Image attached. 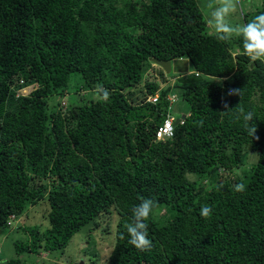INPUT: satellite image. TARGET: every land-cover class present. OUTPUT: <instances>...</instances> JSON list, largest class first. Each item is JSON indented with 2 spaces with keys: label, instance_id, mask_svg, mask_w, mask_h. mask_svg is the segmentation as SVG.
<instances>
[{
  "label": "trees",
  "instance_id": "obj_1",
  "mask_svg": "<svg viewBox=\"0 0 264 264\" xmlns=\"http://www.w3.org/2000/svg\"><path fill=\"white\" fill-rule=\"evenodd\" d=\"M261 1L245 23L264 13ZM151 58H187L203 77L173 82L191 111L165 141L156 133L172 86L161 68L164 87L145 78ZM75 73L82 89L97 95L102 86L109 99L81 98L64 114L61 102L52 106ZM21 80L38 88L17 97ZM157 93L156 104L146 101ZM241 109L253 112L255 137ZM0 125V233L11 215L49 207L43 237L24 228L30 239L17 255L64 250L116 212L108 264H264V63L250 61L242 36L219 41L196 0H0ZM245 147L258 154L249 180L219 182L220 171L240 167ZM144 198L155 212L170 210L147 221L148 252L127 232Z\"/></svg>",
  "mask_w": 264,
  "mask_h": 264
},
{
  "label": "rangeland",
  "instance_id": "obj_2",
  "mask_svg": "<svg viewBox=\"0 0 264 264\" xmlns=\"http://www.w3.org/2000/svg\"><path fill=\"white\" fill-rule=\"evenodd\" d=\"M196 1L207 20V14L210 10L207 9L206 5L209 0ZM261 2V0H240L236 13L231 17V23L233 25L245 24L244 16L261 7ZM209 30L213 33L212 29L209 28ZM150 68L149 71L145 73V78H148L149 76V79L156 80V82L161 85L160 67L151 66ZM191 71H193V69L190 61L187 58H181L172 61V72L170 75H166V79L168 80L167 85L172 86L171 94L175 95L177 98V100L174 101L171 112L177 119L184 115H188L191 111V106L181 98L180 90L174 88L173 84L177 81L173 80L179 73ZM178 78H176V80ZM83 83L84 81L81 75L75 73L71 76L67 94L65 99L62 100V106L60 105L59 107L63 114L67 113V110L74 105V103H78L77 101L81 98L89 100L90 98L97 96L93 92L82 89ZM162 83L164 84L165 82ZM50 102L52 106H56L57 103L61 102V98L56 96L52 97ZM64 110H66V112H64ZM257 160L258 154L252 151L249 147H245L242 154V162L240 167L235 170V174L227 171H220L221 177L219 182L222 183L225 179L235 181L238 177L244 182H247ZM189 178L195 180L194 176H189ZM48 209V205L44 202L33 206L24 216H22L17 226L4 229V231L0 233V264H4L7 260L16 257H19L25 264H108L116 240V212H112L110 215L101 216L90 225L82 228L71 238L64 250L45 252L44 250L39 249L36 254L25 253L17 255L16 244L25 243L30 239L28 234L23 231L25 230L24 228H34L35 226H38L40 237H43L42 233H44L49 227V222L46 218ZM168 212H170L169 208H159L155 212V217L162 218Z\"/></svg>",
  "mask_w": 264,
  "mask_h": 264
},
{
  "label": "clouds",
  "instance_id": "obj_3",
  "mask_svg": "<svg viewBox=\"0 0 264 264\" xmlns=\"http://www.w3.org/2000/svg\"><path fill=\"white\" fill-rule=\"evenodd\" d=\"M239 2L240 0H209L206 5L207 9L210 10L207 14V25L210 29H212L213 33L219 41H227L229 39H232L233 37L242 36L243 50L244 53L249 57L250 61H260L261 63H264V13L255 16L252 20L245 24L233 25L231 23V17L234 13H236ZM155 66L156 65L152 64V67ZM173 81H177L176 78ZM29 84L36 85V88L32 92H34L38 88V83L35 81ZM165 85V83H161L162 87H164ZM32 92L27 96L20 97H29ZM96 93L97 95H100L104 101H107L110 97V92L102 86H97ZM228 94L240 96L242 98V90L240 89H231L229 90ZM170 95L174 96L177 100L175 95H172L171 93L169 94V96ZM65 96L63 97V99H65ZM62 100L60 103L61 106ZM225 108H228L227 104H225ZM230 109L231 108H228V110ZM64 112H66V110H64ZM189 114L184 115L178 119L181 120L184 117L189 116ZM240 117H242L245 127L255 137L257 128L251 123L254 119L253 112H245L243 109H241ZM235 188L238 192L243 191L244 185L237 184ZM155 207L156 203L153 199H142L141 203L133 208V220L127 225V232L130 236L129 243L133 245L137 250L142 252H148L153 247V242L151 239H149L147 221L151 217L155 216ZM211 213L212 209L209 206L204 205L201 207L200 215L202 217L207 218ZM18 218L20 222L21 217ZM19 222L17 224H19ZM17 224H14L13 227L17 226Z\"/></svg>",
  "mask_w": 264,
  "mask_h": 264
},
{
  "label": "built area",
  "instance_id": "obj_4",
  "mask_svg": "<svg viewBox=\"0 0 264 264\" xmlns=\"http://www.w3.org/2000/svg\"><path fill=\"white\" fill-rule=\"evenodd\" d=\"M195 74L199 75V73L197 72H195ZM18 85L20 88L16 89L17 97L27 96L36 88L35 84L27 85L25 84L24 80H21ZM168 100H169L168 113H167L166 119L164 120L163 125L160 126L157 130V133H156L157 140L165 141L166 139L173 137V133L175 129L174 123L176 121V118L172 115L171 112L173 109L174 101L176 99L174 96L170 95L168 96ZM146 101L152 104H156L159 101V93L152 95V96H148ZM180 122L183 123V119H181ZM18 222H19V218L13 214L10 216L8 220V226H13L14 224H17Z\"/></svg>",
  "mask_w": 264,
  "mask_h": 264
},
{
  "label": "water",
  "instance_id": "obj_5",
  "mask_svg": "<svg viewBox=\"0 0 264 264\" xmlns=\"http://www.w3.org/2000/svg\"><path fill=\"white\" fill-rule=\"evenodd\" d=\"M150 62L158 67H160L166 75H170L172 72V62L171 61H161L156 58H151ZM203 81V77L201 75H197L195 73H190L184 76H181L177 79L178 84L180 85H189V84H196ZM180 120L177 119L174 123L176 127L179 124ZM1 130V125H0ZM71 264V263H69ZM85 264V263H80Z\"/></svg>",
  "mask_w": 264,
  "mask_h": 264
},
{
  "label": "crops",
  "instance_id": "obj_6",
  "mask_svg": "<svg viewBox=\"0 0 264 264\" xmlns=\"http://www.w3.org/2000/svg\"><path fill=\"white\" fill-rule=\"evenodd\" d=\"M192 72H193V71H191V72L179 73L178 75L175 76V78H178V77H181V76H184V75L190 74V73H192Z\"/></svg>",
  "mask_w": 264,
  "mask_h": 264
},
{
  "label": "flooded vegetation",
  "instance_id": "obj_7",
  "mask_svg": "<svg viewBox=\"0 0 264 264\" xmlns=\"http://www.w3.org/2000/svg\"><path fill=\"white\" fill-rule=\"evenodd\" d=\"M76 264H78V263H76Z\"/></svg>",
  "mask_w": 264,
  "mask_h": 264
}]
</instances>
